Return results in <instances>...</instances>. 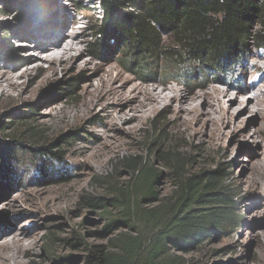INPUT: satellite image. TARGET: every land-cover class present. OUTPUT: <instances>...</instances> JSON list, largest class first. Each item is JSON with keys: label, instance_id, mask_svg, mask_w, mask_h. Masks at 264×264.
Masks as SVG:
<instances>
[{"label": "rangeland", "instance_id": "obj_1", "mask_svg": "<svg viewBox=\"0 0 264 264\" xmlns=\"http://www.w3.org/2000/svg\"><path fill=\"white\" fill-rule=\"evenodd\" d=\"M97 1L18 0L16 12L3 10L0 0V27L23 32L13 36L14 56L0 57V80L8 69L37 59L7 72L16 76V87L0 88V149L11 146L18 156L0 180V252L24 231L25 245L16 256L8 253L11 264H134L153 244L160 224L153 215L176 211L193 179L225 168L229 176L219 191L233 200L237 220L191 253L171 250L167 258L178 264H264V117L230 101L244 93L264 96V52L251 38L236 76L220 81L215 75L185 87L141 82L125 69L117 49L105 57L94 53L90 29L103 15ZM26 12L30 28L16 20ZM71 21L78 23L80 51L52 64L37 45L59 39ZM260 29L254 24L253 35ZM72 79L73 93L66 86ZM168 87L183 98L215 90L229 97L218 93L221 100L213 97L208 106L202 100L193 109L184 103L185 112L169 99L142 108L150 91ZM207 109L219 111L215 121ZM62 137L68 139L52 151L62 152L63 161L33 159L32 151ZM0 163L6 164L4 155ZM143 169H151L154 196L144 195L136 181Z\"/></svg>", "mask_w": 264, "mask_h": 264}, {"label": "trees", "instance_id": "obj_2", "mask_svg": "<svg viewBox=\"0 0 264 264\" xmlns=\"http://www.w3.org/2000/svg\"><path fill=\"white\" fill-rule=\"evenodd\" d=\"M17 1L4 0L2 9L17 12ZM97 3L103 15L99 25L90 29L96 39L94 53L105 57L117 49L125 69L141 82L161 85L172 82L185 87L197 81V77L207 81L215 75V81H220L236 76L245 62L243 57L251 38L256 48L264 52V0H98ZM28 14H17L19 26L30 28ZM257 22L261 29L253 35L252 27ZM4 28L8 30L0 38V57L11 59L16 53L13 36L19 37L23 32L10 24L1 25L0 31ZM162 78L166 81H161ZM66 86L75 92L73 79ZM62 138L45 149L32 151L33 159L42 160V156L49 155L63 161L62 152L52 151L68 139ZM10 148L0 149L6 161L4 167L0 163V180L12 168L11 164L18 163V156ZM228 176L227 169L220 168L213 175L196 177L176 211L154 214L160 224L153 244L145 259L135 258L134 264H178L167 258L171 250L191 253L212 233L223 234L236 219L233 200L219 191ZM135 178L144 195L154 196L151 169L135 173ZM215 205L219 207L214 208Z\"/></svg>", "mask_w": 264, "mask_h": 264}, {"label": "bare ground", "instance_id": "obj_3", "mask_svg": "<svg viewBox=\"0 0 264 264\" xmlns=\"http://www.w3.org/2000/svg\"><path fill=\"white\" fill-rule=\"evenodd\" d=\"M77 24L78 23L76 21H71L70 24L68 25V27L65 29V31L61 33L59 39L56 40L54 38L53 39L49 38L50 39L49 41H46L42 44L40 43V45H37L36 49L39 52H46V54H47L46 60L52 64H55L56 62H59V61L61 62L66 57H72L76 52L80 51V45H81V40H80V35H79L80 32L77 29ZM34 61H37V59L29 58L25 61V63L18 64L15 67H12V68L8 69L7 71H5L2 74V77L0 80V88H2L3 83H7L9 87H16L17 86L16 76L14 74L9 75V73H7V72L8 71L15 72L18 68L22 67V65H24V64L26 65L27 63L34 62ZM215 91L216 92H214L213 94H211L212 92L211 93L207 92L204 95L203 94L202 95L201 94H194L190 97L184 96V98H183V94H181V92L177 91L174 87H168L161 92H157V90L154 89V90L150 91V93H148L149 95H148L147 99L149 100V103L148 104L147 103L142 104L143 105L142 108L147 109V110L148 109H150V110L155 109L157 106H161V105L165 104L166 100L169 99L170 103L177 101V103L180 104V106H178V108L181 107V109L184 110V112H185V111H188L187 110L188 108L185 107L186 105L183 106L184 103L190 102L189 104H191V109H193L194 106L192 107V105L199 102V101L203 100V101H205L204 105L205 104L209 105L211 103L210 100H212L213 97L216 98V100H218V101L221 100L219 95H221L223 98L229 97V93H227V92H220L218 90H215ZM3 93H6V90L3 89ZM218 93H219V95H218ZM245 94H247V93L240 95L243 98L245 97L244 99H240L239 96H235V97H230V101L238 102V108H242V109L244 108V110H249V109L253 110L255 113H258L263 118L264 117V96L260 95L257 92H255L253 95H249V96H246ZM209 107H211V106H209ZM182 110H180V111H182ZM145 112H146V110H145ZM205 114L208 116V118L210 120L215 121V118L219 114V111L213 110V109H212V111H210L207 109L205 111ZM227 116H228V114H227ZM26 236H27V233L24 231H18L17 233L12 235L11 240L9 242L10 244L8 243V246L6 247L5 251L0 252V264H11V258L8 255V253H14V256H16L19 253V250L25 245ZM12 256L13 255H11V257ZM12 260H13V258H12Z\"/></svg>", "mask_w": 264, "mask_h": 264}]
</instances>
